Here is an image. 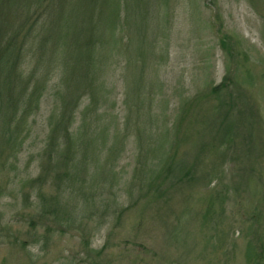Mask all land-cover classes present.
<instances>
[{"label": "rangeland", "instance_id": "obj_1", "mask_svg": "<svg viewBox=\"0 0 264 264\" xmlns=\"http://www.w3.org/2000/svg\"><path fill=\"white\" fill-rule=\"evenodd\" d=\"M29 8L26 28L43 12ZM150 10L146 38L132 13L121 54L98 64L105 100L97 112L105 109L100 124L110 134L102 140L98 131L89 153L73 160L76 170L57 166L45 184L30 182L48 162L62 63L42 65L49 87L28 117L30 132L15 131L18 149L6 140L0 104V264H256L252 252L264 264V0H152ZM23 46L27 75L36 45ZM89 100L75 110V135ZM185 102L189 137L179 153L190 163L193 148L208 139L213 147L177 191L163 178L174 134L159 135ZM227 108L231 127L211 138ZM62 173L67 178L55 182Z\"/></svg>", "mask_w": 264, "mask_h": 264}, {"label": "trees", "instance_id": "obj_2", "mask_svg": "<svg viewBox=\"0 0 264 264\" xmlns=\"http://www.w3.org/2000/svg\"><path fill=\"white\" fill-rule=\"evenodd\" d=\"M151 3L152 0H0V104L5 105L4 113L7 116L5 122L9 124L6 128V132L8 131L6 140L8 139L11 143L12 150L18 149L22 142V139L18 138V131L20 132L25 126L27 134L30 132L31 125L28 117L37 112L40 98L49 87V73L46 69L43 70L44 73L40 72L42 65L62 63L64 69L62 75L64 86L62 88L61 86L53 87L55 88L54 95L59 100L60 112L56 117L51 115L54 123L50 125L46 145L48 162L42 166V173L32 179L31 183L45 184L57 166H62L65 171L69 169L68 166L76 170L78 164L73 160L78 153L81 156L89 153L88 148L98 136V131L101 130L102 140L110 134L105 130V126L101 127L100 124L102 116L99 113L104 112L105 109L97 112L99 104L101 105V102L105 100L104 85L103 83L97 84L100 78L99 65L108 56L118 57L121 54L119 47L124 41V32L130 27L128 19L132 13L137 17L136 20L138 19V32L143 33L146 38L148 21L151 18ZM32 4L40 6L43 12L41 18L37 15L36 19L26 28V21L32 16L31 11L30 13L27 11L29 7L31 9ZM137 9L142 12L140 16L137 15ZM37 21L39 25H36ZM116 29L119 30L117 37ZM19 36H21L20 41H18ZM30 42L36 45V52L34 65L25 75L23 68H20L23 60L22 50L23 45ZM141 42H144L145 46L141 45L139 52L145 55L148 44L146 40ZM222 45H224L223 42ZM96 55L100 57L97 58ZM228 81L230 78L225 76L223 84ZM218 87L219 85L214 86L213 90H217ZM83 97H89L90 100L82 111L81 125L75 135L70 131V126L75 110ZM186 105L185 102L178 109L177 121L171 123L159 135V140L164 141L170 140L171 135L174 134L175 148L172 147L165 152L169 160L167 170H163L167 176L163 175V178L167 177L171 190L177 191L189 187L187 184L195 179L193 173L196 170V160L203 155L202 151L207 152L213 147V141L208 139L199 149L194 150L193 148L191 151L194 157L190 163L187 162L188 154L186 155L185 151H182V154L179 153L189 137L187 133L189 128L183 126V123L192 109L189 110ZM227 107L231 105L228 104ZM231 109L227 108L223 112L217 124L214 119L216 126L214 124L212 127L216 128L212 129L211 138L214 132L226 134L227 129L231 127L228 118ZM89 113L94 114L92 121ZM104 114L106 115L105 112ZM207 121H210L209 118L202 123L206 124ZM13 122H15V127L11 128ZM32 122L34 123V120ZM14 134L17 135L14 136ZM117 135V131H112L113 137ZM218 139V141H223L220 140L222 137ZM155 149L158 154H161L160 147H155ZM53 153L57 157L55 164L50 162ZM66 178L67 173L54 175L55 182H61ZM74 181L70 184L72 185ZM251 255H253L251 256L252 262L259 264L258 261L256 262L255 253L252 252Z\"/></svg>", "mask_w": 264, "mask_h": 264}]
</instances>
